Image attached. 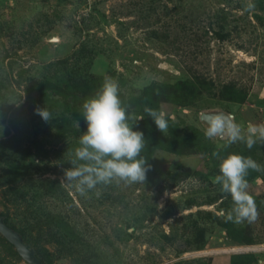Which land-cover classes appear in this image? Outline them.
I'll list each match as a JSON object with an SVG mask.
<instances>
[{
	"label": "rangeland",
	"instance_id": "rangeland-1",
	"mask_svg": "<svg viewBox=\"0 0 264 264\" xmlns=\"http://www.w3.org/2000/svg\"><path fill=\"white\" fill-rule=\"evenodd\" d=\"M105 77L149 171L82 196L64 170ZM213 113L264 124V0H0V216L41 264L264 262V170L247 177L252 223L228 220L231 197L212 183L213 152L264 169V142L207 139ZM0 264H26L1 236Z\"/></svg>",
	"mask_w": 264,
	"mask_h": 264
},
{
	"label": "clouds",
	"instance_id": "clouds-1",
	"mask_svg": "<svg viewBox=\"0 0 264 264\" xmlns=\"http://www.w3.org/2000/svg\"><path fill=\"white\" fill-rule=\"evenodd\" d=\"M144 111L158 130L163 132L167 129L168 122L162 111L151 108ZM35 114L46 123L52 118L45 107L36 108ZM82 115L87 129L79 138V146L73 150L75 158L70 161L73 167L64 170V182L73 185L82 196L99 184L113 181L143 183L149 171L147 161L140 156L144 135L140 131H133V124L128 122L134 117L128 115L120 99L119 83L105 77L94 96L83 102ZM205 124L204 135L209 140L219 138L229 144L242 142L249 149L257 141L264 142V124H249L245 131L244 125L222 113L209 114ZM212 156L220 160V174L212 179V183L219 185L220 191L230 195L232 200L227 219L236 224L254 222L258 218V211L255 200L248 192L247 177L249 170L264 169L250 156L229 154L223 158L218 152H213Z\"/></svg>",
	"mask_w": 264,
	"mask_h": 264
},
{
	"label": "water",
	"instance_id": "water-1",
	"mask_svg": "<svg viewBox=\"0 0 264 264\" xmlns=\"http://www.w3.org/2000/svg\"><path fill=\"white\" fill-rule=\"evenodd\" d=\"M0 236L10 244L19 258L26 264H41L36 258L33 249L25 244L22 238L11 228H9L0 216Z\"/></svg>",
	"mask_w": 264,
	"mask_h": 264
},
{
	"label": "bare ground",
	"instance_id": "bare-ground-1",
	"mask_svg": "<svg viewBox=\"0 0 264 264\" xmlns=\"http://www.w3.org/2000/svg\"><path fill=\"white\" fill-rule=\"evenodd\" d=\"M208 116H209V115H206V117H205L204 119L206 120Z\"/></svg>",
	"mask_w": 264,
	"mask_h": 264
}]
</instances>
